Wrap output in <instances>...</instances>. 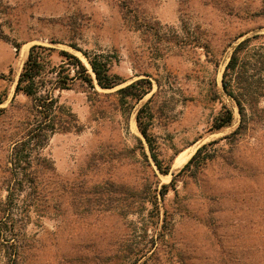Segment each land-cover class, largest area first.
<instances>
[{"label":"rangeland","instance_id":"1","mask_svg":"<svg viewBox=\"0 0 264 264\" xmlns=\"http://www.w3.org/2000/svg\"><path fill=\"white\" fill-rule=\"evenodd\" d=\"M126 1L153 32L136 30L124 17L121 0H0V95H5L0 105V264H6L10 245L20 252L17 264H115L123 258L124 242L142 251L149 247L153 230L144 235L134 229L140 227L139 217L124 220L98 204L88 212L79 206L85 196L92 200L90 190L97 183L110 179L133 185L137 180L138 156L116 160V155L136 147L135 137L141 136L130 122L151 94L159 91L155 137L162 146L192 151L188 160L201 145L232 129L207 134L210 113L218 105L207 104L205 95L213 78L220 87L236 38L264 34V18L257 14L264 0ZM186 32L189 41L199 39L206 49L180 48ZM73 40L88 54L106 55L111 72L125 80L122 86L149 78L152 91L128 120L115 95L122 86L106 91L96 86L97 95L78 86L54 91L57 104L74 115L79 131L44 130L29 156L52 169L42 168L38 176L28 170L21 179L11 151L26 139L34 117L31 101L14 96L19 72L33 45L66 50L81 59L66 46ZM15 43L20 45L17 52ZM59 61L53 54L52 63ZM261 80L264 89L263 76ZM259 108L264 112V98ZM238 118L234 109V126ZM234 155L243 170L217 160L197 182L179 183V196L183 192L196 217L176 216L166 245L147 264H264V118L250 125ZM184 165L170 171L175 175ZM159 180L166 184L171 177ZM10 192L11 205L6 202ZM173 196L170 192L167 200Z\"/></svg>","mask_w":264,"mask_h":264},{"label":"trees","instance_id":"2","mask_svg":"<svg viewBox=\"0 0 264 264\" xmlns=\"http://www.w3.org/2000/svg\"><path fill=\"white\" fill-rule=\"evenodd\" d=\"M129 5L130 3L127 4L126 0H121L120 9L124 17L132 22L136 30L145 33L153 32L152 25L141 21L136 8L131 10ZM257 14L264 18V2ZM0 38H2L1 35ZM188 38L186 32V36L180 39V48L192 46L206 49L199 39L189 41ZM240 38L242 39L237 42ZM234 42L235 44L230 46L231 53L221 74L220 87L213 78L205 95L207 104L218 105V109L210 113L207 134H218L232 128L230 132L201 145L169 183H161L159 176L170 174L175 157L181 153V150L162 146L152 131L157 112L154 102L159 95L157 91L135 111L136 128L143 139L135 137L136 147L116 155V160L119 157L136 158L138 156L136 162L141 171L135 183L129 185L107 179L92 186L90 190L93 195L92 200L88 196L83 197L85 204L79 206L83 211L88 212L94 204H98L105 212L114 211L124 220H127L129 216L139 217L140 227H134V229L139 230L141 234L147 235L151 229L153 230L150 245L146 246L145 251L129 241L124 242V245L121 244L123 258L115 264L151 262L160 248L166 245V237L174 218L180 216L181 220L196 217L197 213L183 192L180 191L179 196V183L185 180L197 182L204 170L217 160H223L230 169L243 170L236 162L235 148L246 137L250 125L261 122L264 118V112L259 108V102L264 98V89L261 86L262 76L264 78V34L255 33L250 37L239 35ZM14 46L16 52L19 51L20 45L15 43ZM66 46L82 55L89 64L94 78L75 54L53 47L33 45L28 50L15 83L14 96L22 95L31 101L30 111L34 117V122L29 124L30 129L27 131L26 139L15 143L11 151L12 162L20 167L18 175L24 180L25 176H28V170L30 175L38 176L42 168L52 169V166L46 165V167L43 164L34 163L29 156L31 148L35 146L34 140H37L44 130L50 133L79 131L74 115L57 104L52 95L54 91L73 90L78 86L82 90L89 91V94L97 95L99 93L95 89L96 86L106 91L125 83L122 77L111 72L110 60L106 55L88 54L81 50L74 40ZM53 54L59 57L58 64L52 63ZM215 67H217L216 64ZM156 85L159 88L157 81ZM151 91L152 82L149 78L138 79L115 91L118 108L125 120H128L136 105ZM223 98L231 101L232 105H227ZM4 101L5 95H0V105ZM234 109L239 117L236 126H234ZM3 111L4 108L0 109V114ZM200 139L201 137L192 144ZM93 158L92 160H95ZM28 182L33 184V179L31 178ZM170 192L174 196L169 201L167 196ZM73 196L76 197V194ZM6 202L12 204L11 192L7 195ZM10 247L6 264H17L21 258L20 252L13 250V245Z\"/></svg>","mask_w":264,"mask_h":264},{"label":"bare ground","instance_id":"3","mask_svg":"<svg viewBox=\"0 0 264 264\" xmlns=\"http://www.w3.org/2000/svg\"><path fill=\"white\" fill-rule=\"evenodd\" d=\"M81 59H82L83 63L85 64V66L90 70L86 60L84 58H82V57H81ZM90 73H91V71H90ZM130 126H131L132 129H134L136 131V125H135V121H134L133 118L131 119ZM191 153H192V151L185 150L182 153L178 154L176 156L174 162H173V167L172 168L176 169V168H179L182 165H184L188 161V158L190 157Z\"/></svg>","mask_w":264,"mask_h":264},{"label":"water","instance_id":"4","mask_svg":"<svg viewBox=\"0 0 264 264\" xmlns=\"http://www.w3.org/2000/svg\"><path fill=\"white\" fill-rule=\"evenodd\" d=\"M88 64V63H87ZM88 66H89V64H88ZM90 68V67H89ZM90 71H91V69H90ZM91 73H92V71H91ZM92 75H93V78H94V74L92 73ZM141 139H143L142 137H141ZM173 167V166H172ZM169 176L172 178L173 176H174V173H173V171H170V174H169Z\"/></svg>","mask_w":264,"mask_h":264}]
</instances>
